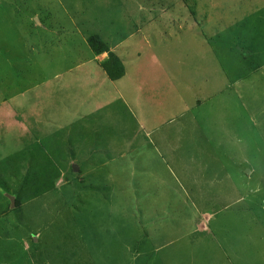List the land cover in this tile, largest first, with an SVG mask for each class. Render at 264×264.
<instances>
[{
  "label": "rangeland",
  "instance_id": "374dc122",
  "mask_svg": "<svg viewBox=\"0 0 264 264\" xmlns=\"http://www.w3.org/2000/svg\"><path fill=\"white\" fill-rule=\"evenodd\" d=\"M0 264H264V0H0Z\"/></svg>",
  "mask_w": 264,
  "mask_h": 264
},
{
  "label": "crops",
  "instance_id": "0c3cea01",
  "mask_svg": "<svg viewBox=\"0 0 264 264\" xmlns=\"http://www.w3.org/2000/svg\"><path fill=\"white\" fill-rule=\"evenodd\" d=\"M135 45V43H131V47H136V46H134ZM114 50H116L115 52H114ZM111 51H113L115 54H117V49H113L112 48V50ZM100 57L101 56H106L107 57V59H108V54H106V53H104V54H102V55H99ZM99 56H97V57H99ZM117 56H118V54H117ZM121 60H122V62H123V64H124V61H123V59L120 57V56H118ZM106 58H105V60L102 62V64L107 60ZM151 60H152V58H151ZM154 60V59H153ZM155 61V60H154ZM154 61H151V63L152 64H154ZM125 65V64H124ZM159 65V64H158ZM126 68V67H125ZM147 76L144 74V78H146ZM109 80V79H108ZM132 80V79H131ZM128 81H130V74H129V72H127V69H126V75L121 79V80H118V81H114V83H116V84H120V85H118V86H120V88H118V100H117V102H121L122 104H126L127 105V110H129L128 108L130 107V104H131V102H136V104L138 103V102H140V96L142 95L141 93V91L139 90V88H138V90L137 89H133L134 91H129L130 90V87H128ZM132 81H136V80H132ZM113 82V81H112ZM144 86V85H143ZM145 87V86H144ZM147 87V86H146ZM160 89H162V86H159V84L158 85H156V87H155V89L153 88V89H149V90H147L146 91V93L148 94V95H151V93H152V95L154 96V98H156V97H158V92L159 93H161V90ZM143 90V89H142ZM144 91V90H143ZM136 92V93H135ZM109 98H111V96H109V97H107V98H105L106 100H103V101H107V99H109ZM172 103V102H171ZM110 106V105H109ZM109 106H107V107H109ZM129 106V107H128ZM107 107H105V108H107ZM173 111L175 112L176 111V109L175 108H173ZM180 112H178L179 114L180 113H183V111H184V109H183V105L182 104H180V110H179ZM102 115L105 117V118H107V116H108V114H104L103 112H102ZM177 115V113L175 114V115H173L172 117H170V119L171 118H174L175 116ZM103 117V118H104ZM166 123V122H165ZM167 124V123H166ZM155 131L156 130H158V127H156V128H153ZM96 130H98L97 128H96ZM147 130V128H146V125H145V123L144 124H142L141 125V131H146ZM148 132V134H150L149 132V130L147 131ZM108 142L110 143V145L112 144V142H111V140H110V138L108 139ZM102 143L104 144V141L102 140ZM105 146H107V145H105ZM112 149V146H110V150ZM170 150H173V147H170L169 148ZM175 150V149H174ZM164 157H168L167 155L165 156L164 155ZM169 158H167V160H168ZM169 164V163H168ZM168 164H164V165H168ZM217 197H221V198H223V199H225V200H227V198L226 197H228L227 196V194H225L224 192H222V194H218L217 195ZM223 210H225L224 208H222V210H220L221 212H225V211H223ZM220 211H217V213L216 212H212V218H210L209 220L210 221H212V220H215V222L213 223V225H211L212 227H213V230H214V232H215V235H211L210 234V236H212L213 238H212V240H215V238L216 237H218L219 238V235L220 234H217V232H220V228L222 227V228H225V224H229L228 222H227V220H226V218H221L220 216ZM231 223V222H230ZM207 230H209L208 232H210L211 233V231L212 230H210V227H208L207 228ZM201 232H202V230H201ZM217 235V236H216ZM216 243V242H215Z\"/></svg>",
  "mask_w": 264,
  "mask_h": 264
},
{
  "label": "trees",
  "instance_id": "16d2710c",
  "mask_svg": "<svg viewBox=\"0 0 264 264\" xmlns=\"http://www.w3.org/2000/svg\"><path fill=\"white\" fill-rule=\"evenodd\" d=\"M88 44L94 55L108 54V59L102 67L111 81L121 80L126 75V68L122 60L111 51L109 45L99 36L93 35L88 39Z\"/></svg>",
  "mask_w": 264,
  "mask_h": 264
},
{
  "label": "water",
  "instance_id": "95a60500",
  "mask_svg": "<svg viewBox=\"0 0 264 264\" xmlns=\"http://www.w3.org/2000/svg\"><path fill=\"white\" fill-rule=\"evenodd\" d=\"M75 170H76V168H75Z\"/></svg>",
  "mask_w": 264,
  "mask_h": 264
}]
</instances>
